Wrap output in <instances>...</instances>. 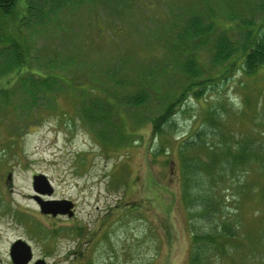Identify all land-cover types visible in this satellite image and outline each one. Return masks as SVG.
I'll list each match as a JSON object with an SVG mask.
<instances>
[{
  "label": "rangeland",
  "instance_id": "rangeland-1",
  "mask_svg": "<svg viewBox=\"0 0 264 264\" xmlns=\"http://www.w3.org/2000/svg\"><path fill=\"white\" fill-rule=\"evenodd\" d=\"M261 3L82 0L63 5L41 25L24 26L30 48L25 64H36L44 75L58 77L48 98L33 105L37 118L33 111L19 112L18 117L10 109L16 122L0 123V264H15L10 247L19 238L32 248L28 264L39 259L45 264H58L57 260L59 264H188L192 232L181 191L182 141L206 124L210 106L217 103L229 111L231 128L264 140V64L247 74L239 66L227 69L212 63L213 43L224 31L234 41L244 42L245 30L252 27L264 40ZM194 15L202 25L214 16L213 30L186 34ZM229 26L235 28L226 30ZM1 54L3 66L8 55ZM190 57L202 76L212 80L201 97L190 93L163 132H155L152 120L165 109L169 95L191 79L181 68ZM0 76V88H8L18 74ZM141 77L153 86L146 88L149 95L144 102L116 105L107 94L112 90L109 82L118 79L123 95L125 86ZM85 89L115 104L110 118L114 131L105 142L79 115ZM26 117L33 122L28 125ZM107 126L98 124L110 133ZM38 173H44L54 187L47 198L73 200L72 217L41 211L33 189V175ZM263 179L255 176L256 182ZM230 193V208L240 211L244 229L255 237L262 225L264 198L241 200L236 192ZM255 248L251 252L244 248L243 257L233 252L223 261L264 264L263 247Z\"/></svg>",
  "mask_w": 264,
  "mask_h": 264
},
{
  "label": "trees",
  "instance_id": "trees-1",
  "mask_svg": "<svg viewBox=\"0 0 264 264\" xmlns=\"http://www.w3.org/2000/svg\"><path fill=\"white\" fill-rule=\"evenodd\" d=\"M69 2L80 3L82 0H0V55L3 52L8 55L3 66H0V75L12 71L18 74L13 86L0 88V123L5 126L12 120L16 122L10 109L16 110L14 113L18 117L21 114L19 112L33 111L37 118L38 109L33 105L45 97L48 98L50 87L55 77H58L44 75L36 64H25V61H29L30 48L26 45L23 27L41 25ZM261 2L264 7V0ZM18 9L21 15L15 23L14 14ZM213 17L211 16V22L207 25H202L200 17L194 15L186 25L185 33L193 36L198 33L199 36L212 31L215 27ZM229 20L234 22L235 16H229ZM234 28L229 26V29H225ZM244 35V42H236L228 32H222L213 43L212 63L223 66L225 64L227 69L239 66L247 74L255 73L264 64V40L252 27H248ZM32 67L36 71L31 70ZM181 68L191 79L179 92L169 95L165 109L152 120L155 132H163V126L172 120L190 93L196 98L201 97L205 84L212 80L211 77L202 76L195 58L187 59ZM143 81L141 77L132 86L131 83L127 87L124 85V94L120 95L117 86L121 82L116 79L115 82H109L112 90L108 89L107 94L113 96L116 105L117 102L120 105L126 102H144L149 95L147 89L153 86L151 83L144 84ZM82 96L79 115L82 120L90 121L87 122L95 134L105 142L114 131L110 118H113L115 104L112 100L106 101L107 98L98 93L89 92L88 89L83 91ZM223 105H211L205 116L206 124L184 139L180 147L182 199L190 216L189 226L192 232L188 264H225L223 260L233 252H240L239 256L243 257L241 252L244 248L248 252L254 251L255 246L257 249H264V211L261 214L262 225L254 237L250 231L244 229L240 211L236 207L230 208L227 201L230 200L228 196H232L231 191L236 192L241 200L253 199L256 195L264 198V179L261 182L255 180V176L264 177V140L251 132H237L231 128L228 123L229 111L226 112ZM32 122L31 119L28 125ZM101 122L107 123L110 133L100 130L98 124ZM4 147L5 144L3 149ZM254 169L258 173L255 174Z\"/></svg>",
  "mask_w": 264,
  "mask_h": 264
},
{
  "label": "water",
  "instance_id": "water-1",
  "mask_svg": "<svg viewBox=\"0 0 264 264\" xmlns=\"http://www.w3.org/2000/svg\"><path fill=\"white\" fill-rule=\"evenodd\" d=\"M33 189L37 192L35 198L38 201L40 209L43 213L53 215L68 214L69 216L74 214V203L72 200L67 198H43L44 195H51L54 191L52 183L44 173L33 175ZM10 255L15 264H27L33 257L30 244L21 238L12 243ZM34 264H45V261L43 259H39Z\"/></svg>",
  "mask_w": 264,
  "mask_h": 264
},
{
  "label": "flooded vegetation",
  "instance_id": "flooded-vegetation-1",
  "mask_svg": "<svg viewBox=\"0 0 264 264\" xmlns=\"http://www.w3.org/2000/svg\"><path fill=\"white\" fill-rule=\"evenodd\" d=\"M74 210H75V205H74ZM56 216H67V214H59V215H56Z\"/></svg>",
  "mask_w": 264,
  "mask_h": 264
},
{
  "label": "bare ground",
  "instance_id": "bare-ground-1",
  "mask_svg": "<svg viewBox=\"0 0 264 264\" xmlns=\"http://www.w3.org/2000/svg\"><path fill=\"white\" fill-rule=\"evenodd\" d=\"M56 262L59 264L61 262V260H57Z\"/></svg>",
  "mask_w": 264,
  "mask_h": 264
}]
</instances>
